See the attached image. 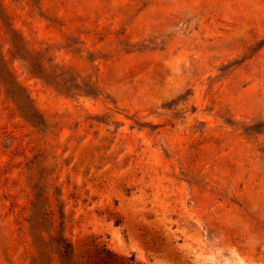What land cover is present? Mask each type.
Returning a JSON list of instances; mask_svg holds the SVG:
<instances>
[{
  "label": "rangeland",
  "instance_id": "rangeland-1",
  "mask_svg": "<svg viewBox=\"0 0 264 264\" xmlns=\"http://www.w3.org/2000/svg\"><path fill=\"white\" fill-rule=\"evenodd\" d=\"M3 4L42 51L13 49L0 21V55L42 124L18 116L0 73V264H29L37 196L40 236L61 232L76 255L264 264V0ZM87 82L95 95L68 91Z\"/></svg>",
  "mask_w": 264,
  "mask_h": 264
},
{
  "label": "trees",
  "instance_id": "trees-1",
  "mask_svg": "<svg viewBox=\"0 0 264 264\" xmlns=\"http://www.w3.org/2000/svg\"><path fill=\"white\" fill-rule=\"evenodd\" d=\"M4 0H0V21L4 25V33L7 35L9 42L13 49L26 52L29 57H41L42 51L39 49L27 48L25 42L19 38L15 33L11 24L6 21L5 17V6ZM26 62V60H23ZM38 67L43 69L45 72H50L51 77L57 78L60 75H64L63 66L52 63L50 59H46L44 62L38 64ZM0 73L1 77L6 86V93L11 104L14 106L18 116L29 126L34 127L35 125H41V116L34 107L26 90L15 80L10 64L5 62L3 57L0 55ZM38 79L45 81L41 74L37 75ZM74 81V79L70 80ZM72 94L76 96H90L95 95V88L91 82L84 84L83 89L77 87L76 83H71L69 86ZM60 94L70 96L57 90ZM68 93V92H67ZM79 93V94H77ZM48 186L50 189L55 188L50 177H47ZM40 196L33 199L30 205V215L25 219L26 231L31 240L30 249L28 252L29 264H130L132 257L125 260H117L113 255L103 248L102 246L97 247L93 250L92 254L76 255L70 243L64 238L61 232H57L48 235V241H44L37 230L36 223L34 221V210L38 203ZM59 194H54L53 201L57 208V213L61 217L62 212L58 204ZM118 223V222H117Z\"/></svg>",
  "mask_w": 264,
  "mask_h": 264
}]
</instances>
